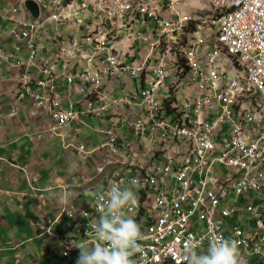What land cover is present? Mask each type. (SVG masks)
Here are the masks:
<instances>
[{
    "label": "built area",
    "instance_id": "obj_1",
    "mask_svg": "<svg viewBox=\"0 0 264 264\" xmlns=\"http://www.w3.org/2000/svg\"><path fill=\"white\" fill-rule=\"evenodd\" d=\"M192 1L10 0V17L26 19L0 56L22 69L26 50L19 98L69 130L65 149L95 162L87 183L136 193L126 209L144 234L135 264H185L188 240L206 252L214 233L239 242L243 264H264V0ZM86 118L100 123L91 149ZM101 203L63 205L39 225L34 238L60 255L50 261L47 249L43 264H76L77 244L99 242ZM243 215V228L226 225Z\"/></svg>",
    "mask_w": 264,
    "mask_h": 264
},
{
    "label": "crops",
    "instance_id": "obj_2",
    "mask_svg": "<svg viewBox=\"0 0 264 264\" xmlns=\"http://www.w3.org/2000/svg\"><path fill=\"white\" fill-rule=\"evenodd\" d=\"M9 6L10 0H0V45L11 51L10 29L26 19V15L19 13L10 17ZM20 59L24 67L12 69L0 56V264L11 263L3 261L9 253L26 264V244L33 242L40 224L52 221L63 205L89 206L93 201L89 194L102 192L107 186L106 178L102 177L87 183L95 162L77 150L64 148L60 134L69 130H52L53 120L34 106L35 102L26 92L19 98L20 78L26 72V50ZM56 94L65 98L68 89L59 88ZM85 123L81 136L91 149L102 139L97 129L95 135H85L83 128L89 126L86 119ZM59 142L61 148L57 150ZM29 232L31 237L26 238ZM41 240L45 241L47 250L48 237ZM29 259V264H33V259ZM249 263L259 264L254 260Z\"/></svg>",
    "mask_w": 264,
    "mask_h": 264
},
{
    "label": "clouds",
    "instance_id": "obj_3",
    "mask_svg": "<svg viewBox=\"0 0 264 264\" xmlns=\"http://www.w3.org/2000/svg\"><path fill=\"white\" fill-rule=\"evenodd\" d=\"M130 184L134 187L137 181L133 179ZM89 195L95 202H103L98 209L102 215L94 229L99 242L91 247L77 244L76 264H135L132 257L142 249L144 234L126 209L138 204L136 193L132 187L121 189L111 182L106 191ZM198 247V241L188 240L182 253L185 264H243L239 242L220 233L212 234L206 252H198Z\"/></svg>",
    "mask_w": 264,
    "mask_h": 264
},
{
    "label": "rangeland",
    "instance_id": "obj_4",
    "mask_svg": "<svg viewBox=\"0 0 264 264\" xmlns=\"http://www.w3.org/2000/svg\"><path fill=\"white\" fill-rule=\"evenodd\" d=\"M191 3L194 6H206L207 5L206 0H194ZM189 12H193V10L191 9V10H189ZM87 121H88V125L89 126L85 127V129L83 128V133L85 135L88 134V133H92L93 135H95L96 134V129L98 127L97 122L94 119L88 120V118H86V122ZM60 148H61V145H60V142H59V145L57 146V150H60ZM262 171L264 173V167L262 168ZM250 198H251V193L244 197L243 203L248 202L250 200ZM253 203L257 204L258 201L257 200H253ZM260 204H261V207H262V212H263V217H264V202H261ZM236 216H238V215L236 214ZM226 221H228V223L226 224L227 226H229L230 222H231V223H233V225H236V226H238L240 228H243V226L246 223V216L243 215L241 217V219L240 218L238 219V218L235 217L234 219H227ZM31 233L32 232L27 233L26 238L31 237ZM32 237H33V235H32ZM25 249H26V254H28L27 260L30 261L29 258H31L33 260L35 259L38 262V264H43L44 262L45 263L47 262V261H43L44 258L46 257V252H47V250L45 249V241H43L41 239L37 240V238H35V239H33V242L26 244V248ZM47 249L55 250V252H53V253L49 252V260L50 261L55 260L56 258L57 259L60 258L59 253L56 252V247L54 246L53 242L50 243V246H48ZM14 255L15 254H13V253H9L7 258H3V261L5 263L11 262L10 264H19V263L20 264H24L23 260L16 259ZM27 260H26V264H29V262ZM249 264H251V263H249Z\"/></svg>",
    "mask_w": 264,
    "mask_h": 264
},
{
    "label": "water",
    "instance_id": "obj_5",
    "mask_svg": "<svg viewBox=\"0 0 264 264\" xmlns=\"http://www.w3.org/2000/svg\"><path fill=\"white\" fill-rule=\"evenodd\" d=\"M26 7L33 12L35 16H38V10L37 7L33 3H28Z\"/></svg>",
    "mask_w": 264,
    "mask_h": 264
}]
</instances>
